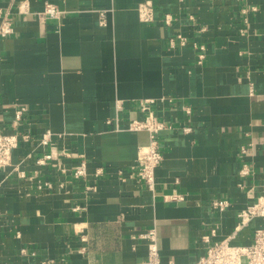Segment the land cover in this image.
Masks as SVG:
<instances>
[{
    "label": "crops",
    "instance_id": "1",
    "mask_svg": "<svg viewBox=\"0 0 264 264\" xmlns=\"http://www.w3.org/2000/svg\"><path fill=\"white\" fill-rule=\"evenodd\" d=\"M26 1L30 12L21 13ZM17 2L0 0L15 30L0 40V132L24 107L20 130L51 138L15 152L25 178L0 171V264H140L148 247L134 236L152 228L161 264H191L211 229L232 234L251 203L239 185L264 193V0ZM46 2L59 19L38 16ZM144 2L153 5V23L140 19ZM150 111L175 128L161 136L155 192L132 174L149 138L128 130ZM46 152L66 174L36 164ZM83 160L88 177L79 182L73 170ZM245 165L255 174L243 179ZM47 182L54 188H39ZM174 193L186 200H165ZM216 199L231 208L213 211ZM253 225L264 228V220Z\"/></svg>",
    "mask_w": 264,
    "mask_h": 264
},
{
    "label": "built area",
    "instance_id": "2",
    "mask_svg": "<svg viewBox=\"0 0 264 264\" xmlns=\"http://www.w3.org/2000/svg\"><path fill=\"white\" fill-rule=\"evenodd\" d=\"M17 0H10L11 6H15ZM18 9L21 13L30 12L28 2H19ZM140 19L144 23H153L155 20V11L151 2H144L138 8ZM243 13H247L243 10ZM40 18L59 19L62 15L61 10L50 2H46L43 10L37 13ZM101 24L105 25L106 12H101ZM13 16L8 9L0 6V40L6 39L13 35L14 23ZM174 18L167 15L164 18V23L168 26L172 25ZM205 30V29H202ZM241 33L244 34L242 30ZM178 40L184 45L187 40L184 36L179 35ZM174 44V41H172ZM198 63L202 64L205 59V47L198 48ZM27 109L22 107L15 110V119L11 124V128L2 130L0 132V171L12 169L19 177L25 178L24 172L20 171L19 167L14 164V154L23 144H38L40 146H47L50 144L51 133H47L41 138H36L27 130L21 131L24 116ZM173 124L166 119H160L154 112L150 111L145 114L143 119H133L129 121L128 130L136 133H145L149 138V142L145 146H141L138 152V158L133 166L132 174L137 177L139 181L145 183L146 187L155 192L156 189V169L162 163L164 157L162 152L161 136L166 131L174 130ZM184 133H190L191 128H179ZM264 145V141H263ZM252 145L242 147V152L246 153L250 150ZM65 158H70V154H59ZM36 164L39 166H46L52 164L61 173L66 174L67 170L61 163L60 157L54 152H46L43 156L37 158ZM240 176L244 179L246 176L254 175L255 171L246 165L243 167ZM88 164L85 160L81 161L73 170V178L79 182L86 181L88 177ZM104 171L99 168L96 169V177L102 176ZM240 189L246 192L247 198L251 201L238 214V223L234 232L225 238H220L218 228L215 227L209 231L208 234L202 237L201 241L206 245L205 252L201 257L191 264H264V228L255 227L253 224L256 220H264V193L257 196L255 189L239 185ZM42 188H54L53 183H45ZM67 185L59 184L60 190H65ZM87 191H93L94 187L88 186ZM165 200L168 202L181 203L186 199L178 193L166 196ZM230 202L224 199L213 200L210 207L216 212H226L231 208ZM250 230V236H245L246 230ZM135 239L145 240L148 251L146 259L140 264H161L160 250L158 246L157 232L155 228L144 230L134 236ZM86 237H82L85 241ZM57 264H68L66 262H59Z\"/></svg>",
    "mask_w": 264,
    "mask_h": 264
}]
</instances>
